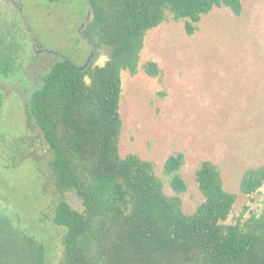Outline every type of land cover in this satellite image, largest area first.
<instances>
[{"label": "trees", "instance_id": "trees-1", "mask_svg": "<svg viewBox=\"0 0 264 264\" xmlns=\"http://www.w3.org/2000/svg\"><path fill=\"white\" fill-rule=\"evenodd\" d=\"M83 34L102 64L54 59L24 102L27 125L48 148L46 166L60 199L52 222L63 229L61 264H264V209L244 205L233 214L236 195L224 188L219 167L202 160L194 179L203 201L192 213L182 208L187 185L182 152L167 156V194L150 160L121 156L122 72L135 74L146 33L168 18L184 20L187 35L213 8L234 15L241 0H86ZM86 17V16H85ZM7 18V19H6ZM0 16V78L22 66L24 36L11 17ZM158 76L157 62L143 64ZM3 94L0 90V106ZM264 186V166L246 169L239 189L246 197ZM73 190L82 210L69 205ZM45 247L0 210V264H45Z\"/></svg>", "mask_w": 264, "mask_h": 264}, {"label": "rangeland", "instance_id": "rangeland-1", "mask_svg": "<svg viewBox=\"0 0 264 264\" xmlns=\"http://www.w3.org/2000/svg\"><path fill=\"white\" fill-rule=\"evenodd\" d=\"M19 1L26 15L25 22L17 19L24 57L30 55L28 42L34 38V49L37 44L84 64L90 46L78 26L87 13L86 0ZM241 2L239 15L226 7L213 8L191 35L185 33L184 20L166 19L146 33L137 72L121 74L119 153L152 161L164 192L172 194L163 162L182 152L186 213L203 201L194 179L202 160L219 167L224 188L236 195L234 215L244 205L264 209V186L250 197L239 189L246 169L264 166V0ZM108 54L107 48L99 56L93 53L88 64H102ZM149 60L157 62L158 76L144 71ZM17 78L14 73L6 79L13 82L6 92L0 81V210L43 242L45 264H61L63 229L51 219L60 195L46 166L48 148L26 123L24 102L31 89ZM64 198L82 210L73 190L65 191Z\"/></svg>", "mask_w": 264, "mask_h": 264}, {"label": "flooded vegetation", "instance_id": "flooded-vegetation-1", "mask_svg": "<svg viewBox=\"0 0 264 264\" xmlns=\"http://www.w3.org/2000/svg\"><path fill=\"white\" fill-rule=\"evenodd\" d=\"M87 13H83V16H86L84 18V21L80 23V25L78 26V33L79 36L86 42L87 45L90 46V51L89 54L87 56V58L89 57V55L92 53H94L92 44L89 42V40L85 37V35L83 34L82 28L84 30V26L85 23L88 20L89 16V11H86ZM0 16L2 18H6L7 16H11V18L13 17L15 19L16 24H18V20L21 22H25L26 21V15L22 10V5L21 2L19 0H4L3 2H1L0 5ZM7 19V18H6ZM18 19V20H17ZM20 27V26H19ZM21 29V28H20ZM29 30V28L27 29ZM34 38L33 41H29L28 43H30V50L29 54L26 55V57H22V66L21 68L16 72L19 75V79L17 78L16 81L20 82H24V85L27 86L30 89H33L34 87V83L36 82L38 76L47 69V67L49 66V64L56 58H58V56H62L61 53L57 52H52V51H48L46 49H44L43 47H39V45L35 44V46H37L36 49H34ZM40 53H43V55L46 56V58H37L38 55H40ZM87 58L84 62V64L87 61ZM8 78V77H7ZM7 78H2L0 81H2L3 85V90L4 92H6V87L10 84H12L11 82L9 83V79L6 80ZM22 85V84H21ZM24 86V88H25ZM27 88L24 89V91H26Z\"/></svg>", "mask_w": 264, "mask_h": 264}, {"label": "water", "instance_id": "water-1", "mask_svg": "<svg viewBox=\"0 0 264 264\" xmlns=\"http://www.w3.org/2000/svg\"><path fill=\"white\" fill-rule=\"evenodd\" d=\"M91 56H92V53H91V54L89 55V57L87 58L86 63L82 66L83 68L86 67V66L88 65V62H89Z\"/></svg>", "mask_w": 264, "mask_h": 264}]
</instances>
